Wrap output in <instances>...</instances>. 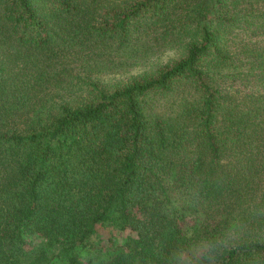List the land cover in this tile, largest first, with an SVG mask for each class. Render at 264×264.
Listing matches in <instances>:
<instances>
[{"label": "trees", "instance_id": "trees-1", "mask_svg": "<svg viewBox=\"0 0 264 264\" xmlns=\"http://www.w3.org/2000/svg\"><path fill=\"white\" fill-rule=\"evenodd\" d=\"M55 261L264 264V0H0V264Z\"/></svg>", "mask_w": 264, "mask_h": 264}, {"label": "rangeland", "instance_id": "rangeland-1", "mask_svg": "<svg viewBox=\"0 0 264 264\" xmlns=\"http://www.w3.org/2000/svg\"><path fill=\"white\" fill-rule=\"evenodd\" d=\"M173 51H174L173 49L167 48L164 50L163 54L158 59L150 58L149 62H154V61L165 62L167 59L175 56L176 52H173ZM140 70H142V68L137 66L136 68L131 69V73L138 72ZM114 237H115V239H114L115 243L113 244V246L116 245L117 241H119L117 235ZM94 240L96 241V247L102 248V249L104 248L103 252H107V250L112 249V244H110V242H109L110 240H108V231L107 230L100 228L99 231L97 232V234L94 236ZM53 264H62V263L55 261V262H53Z\"/></svg>", "mask_w": 264, "mask_h": 264}]
</instances>
